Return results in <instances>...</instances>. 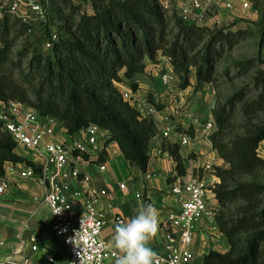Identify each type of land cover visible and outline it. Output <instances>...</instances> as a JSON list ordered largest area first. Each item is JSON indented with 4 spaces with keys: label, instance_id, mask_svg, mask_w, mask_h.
I'll use <instances>...</instances> for the list:
<instances>
[{
    "label": "trees",
    "instance_id": "obj_1",
    "mask_svg": "<svg viewBox=\"0 0 264 264\" xmlns=\"http://www.w3.org/2000/svg\"><path fill=\"white\" fill-rule=\"evenodd\" d=\"M7 16L0 19V101L21 102L42 116L58 120L69 136L90 124L99 125L109 131L110 141L118 144L129 165L141 172L148 170L152 141L159 130L152 119L142 117L122 98L116 87L122 81L120 73L133 81L132 88L136 91L139 84L135 79L145 73V58L154 60L162 52L170 58L184 86L190 84L192 69L196 70L198 83H211L223 55V45L232 46L242 36L240 32H214L182 21L176 40L170 43L164 11L155 2L110 0L94 14L82 18L76 40L56 43L55 51L60 57L55 63L42 66L41 56L33 58L31 66L42 81L31 92L15 77L22 58L14 62L10 57L14 39ZM54 18L67 21L58 14ZM16 21L21 20L16 18ZM261 45L264 46V38ZM22 79L32 85L35 78L22 74ZM146 94L160 109L153 93ZM240 99L241 95H237L228 107L214 112L217 130L210 138L212 148L228 165L226 169L216 168L220 184L213 191L220 207L217 226L227 237L230 248L224 253L211 249L202 264H264V185L238 184L234 180L236 176L255 174L264 168V159L258 151L264 141V127L248 129L245 136L233 141L224 140L232 125L235 103ZM262 109L264 100L245 111L250 115ZM190 133L193 134L191 130ZM164 151L174 157L179 175H183L180 145L167 144ZM100 160H106L105 152ZM7 163L37 168L19 154L17 143L0 123V178ZM240 200L246 205L237 209L236 216L224 211L229 204Z\"/></svg>",
    "mask_w": 264,
    "mask_h": 264
},
{
    "label": "built area",
    "instance_id": "obj_2",
    "mask_svg": "<svg viewBox=\"0 0 264 264\" xmlns=\"http://www.w3.org/2000/svg\"><path fill=\"white\" fill-rule=\"evenodd\" d=\"M201 1L192 0V6L202 9ZM241 5L250 7L246 0ZM227 8H233V4L228 3ZM2 12L19 18L23 23H31L43 17L44 8L37 0H0ZM185 13L188 14L189 10L186 9ZM47 45L51 47L52 44ZM166 62L159 84L171 94L174 69L170 58L166 57ZM137 91L119 90L122 98L130 102L142 117L155 122L164 139L176 140L175 143L186 146L193 140L190 130L200 129L212 147L210 138L216 132L213 119L182 112L176 115V120H172L169 114L150 101L147 94L138 95ZM0 123L17 143L18 150H24L19 154L37 167L16 164L21 178L34 180L46 189L44 202L50 209L52 230L63 240L68 252L67 264H107L108 260H115L116 251L103 239L102 233L109 218L104 204L108 202L112 206L116 195L102 192L94 179L80 167V164L88 163L99 172L107 169V163L100 157L112 143L109 131L97 124H90L69 136L58 120L42 116L17 101H0ZM204 170L212 172L214 166L208 164ZM153 177L154 174L146 175L147 180ZM118 186L125 189L122 183ZM4 187V184L0 186V192ZM214 188L195 177L174 184L172 194L177 196L179 208L166 216V245L163 252H156L159 264H196L190 248L199 224L206 220L217 229L219 210L211 207L209 199ZM113 218L117 224L125 223L121 216L114 215ZM40 241V237L34 238V251L38 250ZM48 261L54 263L55 259L48 256ZM20 264H28V261Z\"/></svg>",
    "mask_w": 264,
    "mask_h": 264
},
{
    "label": "rangeland",
    "instance_id": "obj_3",
    "mask_svg": "<svg viewBox=\"0 0 264 264\" xmlns=\"http://www.w3.org/2000/svg\"><path fill=\"white\" fill-rule=\"evenodd\" d=\"M37 1L44 8L43 17L37 21L23 23L17 22L16 17L7 16L8 25L12 27L10 35L14 39L10 57L14 62L22 58L21 69H16L15 77L22 81L31 92L42 81L41 75L31 66L33 58L41 56L42 66L48 62L55 63L60 57L55 51L56 43L61 40H76V30L82 18L94 14L110 0ZM243 1L202 0V9L198 10L192 6V0H150L164 11L167 21V39L170 43L176 40L180 32L179 24L182 21L214 32H240L242 36L232 46L223 45V55L216 64L214 79L211 83H198L196 70L192 69L190 84L184 86L180 75L173 70V91L169 94L159 84L160 76L167 66L166 57H168L162 52H158L154 60L146 57L145 73L135 79L139 84L137 94L145 96L146 92L151 91L160 109L169 114L172 120L177 119V114L185 112L202 118L210 117L215 123L214 112L219 108L228 107V103L235 96L241 95V99L235 103L233 109L232 125L224 137L226 142L245 136L248 129L264 127V109L250 115L245 111L248 106L256 105L264 100V46L261 45L264 38V0H246L250 4L249 8L241 5ZM230 2L233 8H227ZM186 9L189 10L188 14L185 13ZM57 14L63 18L62 20L67 21L55 19ZM4 15L5 12L0 13V19ZM48 43L52 44L51 47L47 45ZM219 47L220 45H217L216 49ZM22 74L35 78L32 85L22 79ZM120 77L122 81L116 84L117 89L133 92V81L126 79L123 72L120 73ZM191 130L195 132V129ZM201 140L207 142L204 136ZM18 151L22 154L24 150ZM258 151L264 159V141L260 143ZM120 160L124 165V159L120 158ZM216 168L226 169L228 165L225 162L223 167L215 166L212 173L208 175L217 176ZM234 180L238 184L264 185V168L255 174L236 176ZM245 205L246 202L242 200L236 201L229 204L224 211L231 216H236L237 209Z\"/></svg>",
    "mask_w": 264,
    "mask_h": 264
},
{
    "label": "crops",
    "instance_id": "obj_4",
    "mask_svg": "<svg viewBox=\"0 0 264 264\" xmlns=\"http://www.w3.org/2000/svg\"><path fill=\"white\" fill-rule=\"evenodd\" d=\"M195 132L190 144L180 146L179 152L185 168L183 175H179L174 157L164 151V146L176 140H166L160 134L152 141L147 172L131 167L116 142L107 147L104 162L108 167L104 172H99L88 163L80 164L81 169L94 179L102 192L116 195L112 206L108 202L104 204L109 218L102 233L103 239L113 251L116 250L112 246V237L117 225L114 215L123 217L126 223L135 216L139 205L152 204L158 210V231L149 246L155 252H163L167 241L164 225L166 216L179 208L178 198L172 194L174 184L194 177L202 179L211 188L219 183V178L208 175L212 172L205 171L204 167L208 164L223 167L225 162L207 142L201 140L202 131L196 129ZM120 158L124 159L126 167L121 164ZM17 170L15 164L7 163L4 176L0 178V186L5 185L0 192V263L20 264L27 260L28 264H67L68 252L63 240L52 230L50 209L44 202L46 189L34 180L21 178ZM148 173L154 174L150 180L146 178ZM119 183L125 185L124 190L119 188ZM209 199L211 207L218 209L214 192L210 193ZM36 237H40L41 241L37 244L38 250L34 251L32 247ZM229 248L228 239L219 231L218 226L214 229L203 220L190 249L196 264H202L203 257L211 249L224 253ZM48 256H53L55 262L49 263ZM107 264H115V260L110 259Z\"/></svg>",
    "mask_w": 264,
    "mask_h": 264
},
{
    "label": "clouds",
    "instance_id": "obj_5",
    "mask_svg": "<svg viewBox=\"0 0 264 264\" xmlns=\"http://www.w3.org/2000/svg\"><path fill=\"white\" fill-rule=\"evenodd\" d=\"M157 231L158 210L152 204L139 205L133 218L115 226V264H159L157 253L149 246Z\"/></svg>",
    "mask_w": 264,
    "mask_h": 264
}]
</instances>
